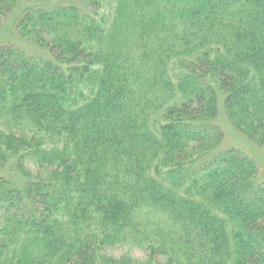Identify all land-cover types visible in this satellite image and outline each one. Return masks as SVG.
<instances>
[{
	"label": "trees",
	"instance_id": "trees-1",
	"mask_svg": "<svg viewBox=\"0 0 264 264\" xmlns=\"http://www.w3.org/2000/svg\"><path fill=\"white\" fill-rule=\"evenodd\" d=\"M24 2L35 52L0 44V264H264V179L215 123L221 100L264 146V0ZM129 240L149 260L104 254Z\"/></svg>",
	"mask_w": 264,
	"mask_h": 264
},
{
	"label": "rangeland",
	"instance_id": "rangeland-1",
	"mask_svg": "<svg viewBox=\"0 0 264 264\" xmlns=\"http://www.w3.org/2000/svg\"><path fill=\"white\" fill-rule=\"evenodd\" d=\"M25 0H20V3L15 10V12L8 17H6L0 27V44L4 43H15L21 47L28 48L29 51H34L32 47L28 44L19 40L14 34V26L18 17L21 15L24 8L28 3ZM30 48V49H29ZM221 99V98H220ZM215 123L219 125L224 133V139L219 146L220 149L224 148H236L242 151L244 154L249 156L256 164L259 173V178L264 179V146L258 145L255 142L248 139L245 135L237 131L232 124L226 118L223 109V103L220 100L218 102V116ZM0 174L10 175L6 170L0 171ZM11 176V175H10ZM150 230V228H149ZM135 236V235H134ZM136 237V236H135ZM155 242V240H154ZM104 254L114 258H120L122 256H128L136 260L147 261L149 260L148 253L141 247H136L132 245V241L129 240L128 243L115 244L114 246H108L104 249ZM165 260L164 257L156 255V257L151 260V264L162 263Z\"/></svg>",
	"mask_w": 264,
	"mask_h": 264
}]
</instances>
